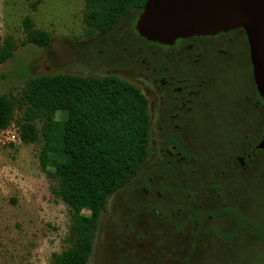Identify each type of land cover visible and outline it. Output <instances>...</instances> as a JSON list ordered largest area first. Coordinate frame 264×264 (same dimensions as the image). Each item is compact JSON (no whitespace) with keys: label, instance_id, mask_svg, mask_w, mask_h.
<instances>
[{"label":"rangeland","instance_id":"374dc122","mask_svg":"<svg viewBox=\"0 0 264 264\" xmlns=\"http://www.w3.org/2000/svg\"><path fill=\"white\" fill-rule=\"evenodd\" d=\"M83 1L0 0V47L7 37L15 45L0 64V96L13 105L12 120L0 131V264H50L70 244L69 212L54 195L51 168L39 167L43 119L33 122L34 143L18 140L26 82L56 73L112 76L146 97L140 59L149 50L134 30L137 10L107 32H90L81 21ZM25 16L51 37L45 48L22 44ZM249 87L244 77L239 91ZM223 93H230L229 86ZM249 107L236 100L217 115L214 127L188 129L192 148H181L183 160L163 155L160 116L149 108L152 154L109 197L86 264H264V243L222 212L232 209L264 228V152L256 150L243 164L236 159L257 144L264 125V103L259 119Z\"/></svg>","mask_w":264,"mask_h":264},{"label":"trees","instance_id":"16d2710c","mask_svg":"<svg viewBox=\"0 0 264 264\" xmlns=\"http://www.w3.org/2000/svg\"><path fill=\"white\" fill-rule=\"evenodd\" d=\"M146 0H84L81 21L90 32H107L131 10L135 22ZM136 4H135V3ZM22 44L45 48L51 37L25 16ZM15 48L10 37L0 47V64ZM25 110L18 125V140L32 144L38 138L34 120L43 119L44 145L39 167L51 171L53 190L69 212V246L50 264H86L93 249L97 224L107 201L131 182L151 155L147 102L134 85L112 76L56 73L29 79L21 91ZM55 112L60 118L54 119ZM13 105L0 96V131L12 120ZM83 212H86L84 214ZM236 226H245L264 243V228L242 220L232 209Z\"/></svg>","mask_w":264,"mask_h":264},{"label":"flooded vegetation","instance_id":"af4514ba","mask_svg":"<svg viewBox=\"0 0 264 264\" xmlns=\"http://www.w3.org/2000/svg\"><path fill=\"white\" fill-rule=\"evenodd\" d=\"M136 35L149 50L140 59L145 74L144 98L147 110L153 109L160 116L158 130L167 146L161 150L164 156L185 159L181 148L188 144L191 147L188 129L214 127L213 121L228 103L243 99L249 103L252 114L259 117L263 101L253 83L248 44L242 29L177 38L167 45L148 42L137 32ZM244 77L251 86L245 93L239 91ZM225 86L230 89L227 95L223 93ZM148 114L150 119L149 111ZM258 137L260 141V132ZM256 145L236 159L243 164L244 158L261 151Z\"/></svg>","mask_w":264,"mask_h":264},{"label":"water","instance_id":"95a60500","mask_svg":"<svg viewBox=\"0 0 264 264\" xmlns=\"http://www.w3.org/2000/svg\"><path fill=\"white\" fill-rule=\"evenodd\" d=\"M233 29L245 33L253 83L264 102V0H146L135 22L138 36L159 45ZM255 148L264 152V125Z\"/></svg>","mask_w":264,"mask_h":264}]
</instances>
